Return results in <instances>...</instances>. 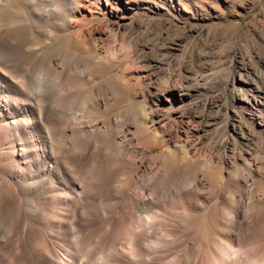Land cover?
I'll return each instance as SVG.
<instances>
[{"label": "bare ground", "instance_id": "1", "mask_svg": "<svg viewBox=\"0 0 264 264\" xmlns=\"http://www.w3.org/2000/svg\"><path fill=\"white\" fill-rule=\"evenodd\" d=\"M70 22L43 0H0V192H10L27 220L41 218L43 230L30 242L35 263L264 264V154L256 143L264 140L260 99L251 100L259 114L250 119L248 131L228 110L221 119L203 109L198 115L203 130L223 122L230 133L219 143L218 160L194 157L188 143H174L168 149L179 153L180 163L169 165L163 151L151 153L150 125L135 124L129 112L99 109L101 93L109 94L110 103L118 83L111 79L103 85L97 79L102 62L97 48L75 75L60 64L75 40L68 31ZM62 34L61 48L47 51L39 61L31 43L25 44L26 38L56 39ZM75 46L85 45L76 41ZM66 82L73 87L70 96L65 94L68 100L85 109H62L52 101ZM163 92H172L176 103L185 99L173 87ZM79 112L85 119L79 114L81 120L72 121ZM210 209L215 218L208 221ZM86 213L100 218L102 234L90 230L82 219ZM195 213L209 225L204 237L187 240L164 230L167 218L185 227ZM7 217L0 211V246L15 230Z\"/></svg>", "mask_w": 264, "mask_h": 264}, {"label": "rangeland", "instance_id": "2", "mask_svg": "<svg viewBox=\"0 0 264 264\" xmlns=\"http://www.w3.org/2000/svg\"><path fill=\"white\" fill-rule=\"evenodd\" d=\"M63 1L43 0L47 8L54 9L56 14L61 13L71 20L68 31L73 33L75 40L69 43L72 44L69 49L73 51H68V55L60 58V64H67L70 72L73 69L71 74L75 75V70H84L97 48L102 61L96 71L97 79L100 83L103 81V85L111 79L118 83L116 97L110 103L109 94L106 91H103L105 94L101 93L103 105L99 109H110L112 113H130V119L135 124L143 122L150 125V142L154 144L151 153L163 151L168 164L175 165L180 163L179 153L170 152L168 145L188 143L194 157L213 156L217 161L221 152L218 150L219 143L223 138H229L230 133L223 122L203 130L200 126L202 124L198 122V115L203 109L211 110V113L217 114L221 119L228 110L229 115L242 120L245 130H252L250 119L259 114L256 111L259 108L253 106L251 100L258 97L264 109V0ZM20 10L26 17L23 6ZM4 19L9 21L11 15L6 13ZM64 35L56 39L47 36L26 38L25 44L31 43L29 45L34 51L33 56L39 61L47 51L61 48ZM76 41L83 42L85 46L76 49ZM70 85L68 82L61 83L59 89L64 88L56 90L60 95L56 91L53 93L55 98L52 96V101L62 109H85L68 100L70 89H73ZM192 86L194 89L190 90L189 95L187 91ZM171 87L175 94L184 92L183 102L176 103L173 96H170L172 92H163ZM66 93L69 95H65ZM141 112L145 113L144 117L139 115ZM76 114L78 117L75 114L71 116L72 121H80L79 114L84 118L83 113ZM151 136L156 140L151 139ZM257 140L256 143H260L257 145L258 149L262 150H259V154L263 156L264 140ZM85 179L89 182L90 177ZM217 183L218 180H215L211 184ZM263 184L264 182L260 185ZM172 186L173 182L169 183V188ZM0 197L1 214L6 217L10 214L7 218L15 226L11 235L13 238L10 237L8 245L6 243L0 246V264H36L30 242L36 233L43 230L39 224L41 218L27 220L24 211L8 190L0 192ZM169 198L173 201L172 195ZM210 210V217L207 214L208 221L215 218V211L212 210V213ZM199 215L193 214L185 227L178 226L173 223L172 218H167L164 230L176 235L175 237L184 236L187 240L204 237L209 225L204 226L203 216ZM262 215L264 216V208ZM82 219L91 226L90 230L94 234L103 233L104 225L95 214L86 213ZM167 222L174 225L173 230ZM99 228L102 229L101 232Z\"/></svg>", "mask_w": 264, "mask_h": 264}]
</instances>
